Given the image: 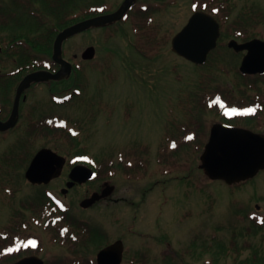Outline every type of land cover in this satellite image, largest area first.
<instances>
[{
  "label": "rangeland",
  "instance_id": "1",
  "mask_svg": "<svg viewBox=\"0 0 264 264\" xmlns=\"http://www.w3.org/2000/svg\"><path fill=\"white\" fill-rule=\"evenodd\" d=\"M8 1H0V6L4 7ZM112 1L120 2L108 0V4L113 5ZM172 1L154 15L158 42L149 46L138 44L152 58L135 52L133 28L128 21L123 22L118 31H114L116 27H95L65 41L64 57L82 71L73 75L70 82L82 85L85 81L86 86L81 87L82 95L70 101L73 110L69 106L53 109L75 119L95 112L92 119L82 118L80 130L73 126L72 119L68 122L63 117L64 120L59 122L77 133L78 146L84 150L70 147L60 131L39 134L29 151L32 154L45 146L65 156L66 164L61 175L46 186H37L25 179L24 165H18L14 170L7 167L10 172L7 177L0 174L2 245L18 239L26 246L36 248L44 260L64 258L74 263L76 257L66 250L70 244L52 241L45 222L29 209L23 207L21 221L25 223L18 230L14 228L18 221L12 216V210H18L21 203H27L45 188L61 206L73 209L78 217L99 227L106 241L121 239L125 246L122 264H215L213 260L216 258L218 264H231L235 257L243 259L254 252L262 257L264 223L258 224L257 221L264 220V170L238 186H228L220 180H209L199 169L200 151L184 154L178 145L176 154H170L167 162H159L157 152L165 146V139L177 138L182 126L192 124L183 112L182 100L195 92L200 72H211L171 51V36L184 24L197 2ZM232 2L233 17L244 16L242 11L248 7L261 14L260 18H255L263 21L252 30L264 37V0ZM139 31L136 28V33ZM8 32L3 31L0 36ZM87 46L95 48V56L89 61L81 58ZM224 56L231 61V66L240 62V57L234 60L236 56L228 50L224 51ZM210 63L213 59L209 67ZM231 72L230 69L226 73L214 69L211 74L225 85L231 79ZM65 85L67 83L57 87L61 97L73 91L70 86L64 88ZM46 97L45 94V104L48 105ZM191 109L195 115L197 107L192 105ZM203 114L201 117L207 128L218 119L214 112ZM21 126L8 138H0V167L3 169L6 163L3 153L20 139L18 131ZM137 154L142 156L138 158ZM79 158L95 167L110 163L113 166L100 176L98 174L92 182L75 186L63 194L61 189L67 181L69 164ZM116 164L129 171L124 172ZM137 164L142 166L143 172H136ZM104 182L114 185L110 198L86 209L80 208L79 202L92 191L99 190ZM190 182L195 187H191ZM185 190L190 194H185ZM253 224L260 227L253 229ZM232 240L234 248L222 251L223 247L231 246ZM94 250L96 248L89 247L87 258L83 259L95 262ZM137 256L142 257L141 261H137ZM164 258L168 259L164 261Z\"/></svg>",
  "mask_w": 264,
  "mask_h": 264
},
{
  "label": "water",
  "instance_id": "2",
  "mask_svg": "<svg viewBox=\"0 0 264 264\" xmlns=\"http://www.w3.org/2000/svg\"><path fill=\"white\" fill-rule=\"evenodd\" d=\"M131 2L132 0H125L116 11L110 14L82 20L60 31L54 40L52 54L53 60L60 64L59 70L55 73L39 70L27 74L17 88L15 110L7 122H0V129H6L15 123L20 93L30 82L60 79L70 74L71 64L62 57L64 39L91 26L102 25L121 18ZM217 36V20L203 11H196L182 29L173 36L171 48L177 54L195 63H202L205 61L208 51L215 46ZM229 45L236 50H248L240 66L242 72L264 71V41L252 39L246 43L238 44L231 40ZM94 52V47H87L82 53V57L92 58ZM200 161L199 167L211 179H223L232 184L253 177L260 169L264 168V136L245 129L214 124L209 140L200 156ZM64 162V157L56 152L49 148H41L31 159L25 176L32 183H48L61 173ZM91 175L88 168L76 165L69 173L70 181L67 182V187H72L75 182L83 183ZM113 190L114 186L106 184L101 192H93L91 196L83 199L80 205L84 208L89 207L110 195ZM66 191V188L62 190L63 193ZM123 249L121 240L106 246L98 252L97 264H120ZM11 264H43V261L37 256H28Z\"/></svg>",
  "mask_w": 264,
  "mask_h": 264
},
{
  "label": "trees",
  "instance_id": "3",
  "mask_svg": "<svg viewBox=\"0 0 264 264\" xmlns=\"http://www.w3.org/2000/svg\"><path fill=\"white\" fill-rule=\"evenodd\" d=\"M36 3L34 7L18 9L7 7L0 8V29L7 28L10 32L11 42L21 41L17 50L12 54L21 59L23 64L32 66L33 57L40 55L49 56L51 53L52 41L55 34L63 27L78 21L79 19L95 14V12L84 13L82 10L88 7L89 0H33ZM79 12L83 16L80 17ZM77 13V14H76ZM76 14V15H75ZM75 15V16H74ZM7 17V19L5 18ZM6 19V21H4ZM6 22V23H5ZM65 137L73 145L78 144V140L69 133H64ZM32 139H28L30 145ZM12 161L15 162L18 158L20 161L25 159V156H20V153L12 148ZM31 155L27 153V158ZM30 208L42 209L44 216L50 218L49 213L56 209L54 219H51L48 228L53 235L62 242L73 244L75 252L83 251L89 243L100 245L104 239V233L97 227H92L84 221L76 218L69 210H63L56 206V203L47 196L43 191L32 197V203H29ZM58 221L63 222V226L58 224ZM87 244V245H86ZM78 246V248H77ZM77 248V249H76ZM234 248L233 244L230 247H223L222 251ZM236 250V249H235ZM227 254V253H226ZM254 252L251 256L243 259L234 258L231 264H259L264 263V250L262 257H258ZM259 255V254H258ZM218 258L214 259L217 264ZM49 264V263H48ZM52 264H61L60 262ZM75 264H82L80 262ZM85 264H92L87 262Z\"/></svg>",
  "mask_w": 264,
  "mask_h": 264
},
{
  "label": "flooded vegetation",
  "instance_id": "4",
  "mask_svg": "<svg viewBox=\"0 0 264 264\" xmlns=\"http://www.w3.org/2000/svg\"><path fill=\"white\" fill-rule=\"evenodd\" d=\"M122 1L123 0H121L119 4ZM149 1H146V3H148V5L150 3L154 5V7H163L166 5V0ZM138 3L139 0H135L130 9L126 12L128 16H132L134 25H136V5ZM119 4L109 9L107 12L115 10ZM227 22L230 24L232 20L229 19L226 23ZM112 24H115V22ZM9 52V50H3L2 47H0V121L2 122L6 121L12 114L16 88L18 86V82L15 85L13 84V66L8 56ZM244 53L245 51L236 52L235 56H240V59H242ZM19 72L20 69L18 68L17 72H15L16 75H18ZM233 72V79L229 84V91L226 92V95L230 108H234L236 112L233 116L226 119L221 115L220 110L215 109V115L218 116V120L224 124L244 127L264 135V73L241 75L236 73V70ZM24 74L25 73H22L21 77H23ZM59 91V89H51L50 83L46 85L45 83H31L20 95L16 125L20 122H28L36 127L46 113L47 115L56 116V110L53 109V105L45 104V94L50 98V95H55ZM213 91L214 94H217L218 98H221L222 89L218 84H215ZM13 128L15 127L7 130H0V137H9L10 133L13 132ZM23 133H25V135ZM28 133H34V131H18V136L23 137V135L26 136Z\"/></svg>",
  "mask_w": 264,
  "mask_h": 264
}]
</instances>
